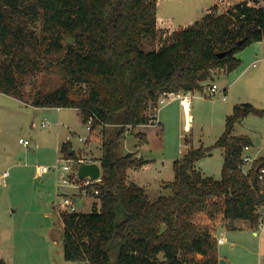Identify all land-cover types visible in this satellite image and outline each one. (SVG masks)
<instances>
[{
	"label": "trees",
	"instance_id": "obj_1",
	"mask_svg": "<svg viewBox=\"0 0 264 264\" xmlns=\"http://www.w3.org/2000/svg\"><path fill=\"white\" fill-rule=\"evenodd\" d=\"M169 33L158 28V0H0V93L36 109H77L83 124L96 115L105 128L121 126L103 143L100 205L89 213L60 214L66 261L220 264L208 220L223 217L230 229L243 220L258 228L264 156L243 174V150L252 142L234 135L248 115H264L251 104L233 109L214 147L224 149L221 179L196 166L214 148L190 146L174 162L170 195L152 201L127 181L129 169L148 163L135 153L119 155L127 128L148 124L162 95L201 92L218 71L237 69L236 55L264 40V6L245 1L226 13L214 6ZM100 126L96 122L92 133ZM137 136L147 142L145 134ZM71 148L67 142L60 151L76 160Z\"/></svg>",
	"mask_w": 264,
	"mask_h": 264
},
{
	"label": "rangeland",
	"instance_id": "obj_2",
	"mask_svg": "<svg viewBox=\"0 0 264 264\" xmlns=\"http://www.w3.org/2000/svg\"><path fill=\"white\" fill-rule=\"evenodd\" d=\"M206 1L159 0V15L163 18L159 22V29L169 27L165 30L169 32L181 29L179 25L185 24L184 17L194 15L195 10L203 11ZM173 20L174 23H171ZM263 47L264 45L258 42L246 47L236 55L241 61L237 69L231 73L215 75L209 83L217 85L220 90L228 87L226 101L221 94L214 98L205 96L196 99L195 97L199 95V92H196L195 100L191 101L193 104L191 108L181 103L180 111V103L175 102L163 111L161 115H165L164 113L177 115V111L172 114L175 108L184 115L183 139L181 135L179 136L175 121L169 128L166 127L165 138L152 137V151L145 153L152 162H157L158 169L165 164L163 167L165 179H174L172 162L175 157L181 158L178 153L181 145L184 152L187 151V147L192 146L187 144L188 139H193V145L198 148L203 145L204 148L215 147L225 132L227 116L233 113L236 106L248 103L264 111ZM35 112L31 106L0 93V175L5 172L9 174L5 184L0 187V261L4 259L8 264H84L69 262L64 258L63 223L60 217V212H64V209H61V204L64 195H69L78 212L88 213L94 204L100 205V201L92 195L78 196V191L74 187L63 185V177L72 180L75 176L72 172L62 170L69 159L57 150V135L61 134L62 144L67 138L70 141L71 150L77 156L76 160L71 159L75 171L80 160L99 159L98 157L103 155V143L108 138L107 134L109 131L121 129V126L116 128L100 126L90 136L75 109L58 112L55 108H50L39 111L38 116H35ZM44 121H48L51 126L43 127ZM142 128L144 127L127 128L120 140L119 155H128L130 151L136 150V143L141 140L137 134L142 133L140 131ZM263 134L264 115L256 114H250L237 123L234 131L235 136H247L255 141L260 150L258 156H264V142L261 141ZM80 137H88L89 140L82 142ZM21 138L29 140L31 145L24 147L19 142ZM163 143L165 149L160 147ZM147 146L139 147L142 153ZM222 153V148H214L211 156L198 161L197 168L208 176L221 179ZM58 163L60 170H52L42 178L37 177L38 166L53 168ZM145 174L147 179L152 177L151 171ZM77 183L79 184L78 181ZM166 193L168 191L162 194ZM155 194L156 189H150V198ZM203 221L204 218L201 222Z\"/></svg>",
	"mask_w": 264,
	"mask_h": 264
},
{
	"label": "crops",
	"instance_id": "obj_3",
	"mask_svg": "<svg viewBox=\"0 0 264 264\" xmlns=\"http://www.w3.org/2000/svg\"><path fill=\"white\" fill-rule=\"evenodd\" d=\"M245 1L251 2V1H255V0H207L206 1V3H207L206 6L204 8H202L203 11L197 12L195 10L194 11V15L184 17V19H185L184 23L185 24L183 26L179 25V27L180 28H186V27L192 25L193 23H195L197 20H199L205 13H207L214 6H217L219 8V13H226L227 10L231 6H234V5L238 4V3L245 2ZM259 1L264 6V0H259ZM160 20H163V18H161L160 15H159V0H158V28H160V26H159ZM171 23H174V20L171 21ZM167 26H169V25H167ZM161 28H164V27H161ZM165 28H167L165 30H168L169 27H165ZM178 29L179 28H177V30ZM175 30L176 29H173L171 32H173ZM258 43L264 45V40L262 42H258ZM262 52L264 54V47H263ZM255 66H256V64H254V67ZM223 73H225V72L224 71H218V73H216V76H219V75H221ZM221 90L226 91V100H227V94L229 92L228 87H224ZM204 97H205L204 95H200L199 94L195 98L196 99H200V98L202 99ZM195 98H194V100H195ZM226 100H224V101H226ZM175 102H179L180 103L179 109L181 108V105L183 103L185 104V106H188L189 108H191L192 105H193V104H190V103H188L186 101H179V100L178 101L174 100V101L164 105L160 109V111L158 113L159 125L155 126V127L142 126L144 128L140 129V131L143 134L146 135L147 142H142L140 140L139 143H136V146H137L136 150L130 151L128 153V154H131L132 152H135V154H136L135 156H136L137 159H142V160H145V161L148 162L143 167L129 169L128 170L127 181L129 183L136 184L140 188H143L149 198H150V196H149L150 189H156V194L153 196V198H150V200H152V201L157 200L161 195H163L162 193H165L166 191H168V193H166L165 195H170L171 194V189L169 188L168 184L174 181L175 174H174V179L173 178H166L165 179L164 175H163V169H164L163 167H164L165 164H163V167H160L158 169L157 162H152L151 159H149L148 157L145 156V153L148 152V151H150V152L152 151V149H151V146H152L151 141L153 140L152 137L160 139V138H162V136H164V138H165L166 129L169 128V126H171V123H174L175 121H176L175 125H178L179 136L181 135V137L183 139L184 134H182V133H184V131H183L182 121L184 120V115H181V113H180L181 109H180V111H178V109H175V108L173 109V113L172 114H175V111H177L176 112L177 115H168L169 113L168 114L164 113L165 115H161L163 113V111L168 109L171 105H173L172 103H175ZM23 104H25V103H23ZM25 105H27V104H25ZM27 106H30V105H27ZM32 108L36 111L34 113L35 116H38L40 114L39 111L50 109V108L36 109L34 107H32ZM55 109L58 112H61V111L64 110V108H60V109L59 108H55ZM75 110L79 114V111L77 109H75ZM50 126H51V124L49 123V127ZM245 137H247V136H245ZM262 138H263V136H262ZM62 139L63 138H62L61 134L58 133L56 145H57V150L59 152H61L60 149H61V146H62ZM67 139L63 142V144L67 143V142H70ZM88 140H87V142H88ZM261 141L264 142V138ZM261 141H259V142H261ZM251 142H252V145H251L252 154L255 157H257V158L262 157V156H258V154H257V153H259L260 150L258 149L259 147L255 144V141L251 140ZM187 144H191L192 147L198 148V147H195L193 145V139H188ZM30 145H31V142H30ZM143 145H146V146L148 145L147 147L144 148V153H142L141 150L139 149V147L143 146ZM186 146H188V145H186ZM160 147H161V149L162 148L165 149L164 143ZM124 150H125V148H124ZM187 150H188V147H187ZM186 152L183 151L182 145H181L180 149L178 151V153L181 156V158L184 156V154ZM223 153H224V149H223ZM123 156H126V155H123ZM101 157H98L99 159H97V160H84V161H85V163H98V164H101V162H100ZM177 160H179V158L175 157L173 162H172L173 163V169H174V162L177 161ZM222 167H223V165H222ZM152 170H154L155 173ZM149 171L152 172V177L150 179H147L146 176H145L146 175L145 173H147ZM206 176H208V175H206ZM92 208H93V206H92ZM61 213L62 212H60V214ZM206 221H207V219L205 221H203V222H206ZM207 222H208V225H210L212 227V229H213V231L215 233V236L217 238V241L219 239L223 240V243L219 244V250H218V252H219V260L220 261L221 260H225L226 263H228V264H264V230H259L258 228L256 230H253V229L250 228L248 222L247 221H243V220L235 221L233 223L234 228L230 229L228 227V224H230V222L228 220H225L223 217H220L216 221H213V222L209 221V220ZM63 230H64V224H63ZM3 261H5V260L3 259Z\"/></svg>",
	"mask_w": 264,
	"mask_h": 264
},
{
	"label": "built area",
	"instance_id": "obj_4",
	"mask_svg": "<svg viewBox=\"0 0 264 264\" xmlns=\"http://www.w3.org/2000/svg\"><path fill=\"white\" fill-rule=\"evenodd\" d=\"M196 92H188V93H184V92H180V93H166L164 95H162L160 97V99L158 100L157 104L155 107H152L150 111H152L150 117L151 120L149 121L148 124L145 125H140V126H149V127H155L159 125V120H158V113L160 111V109L174 101V100H179V101H186L188 103L191 104L192 99H194ZM201 93V95H204L208 98H214L217 95H222L223 99L226 100V91L224 90H220L219 87L215 84L213 85H206L203 88V91L199 92V94ZM99 122L101 124V126L103 125V122L100 121V119L96 116V115H92L88 121L85 123L86 125V129L89 133V135L91 136L92 134V128L93 125ZM43 127H49V123L47 121L42 123ZM130 128H132L130 126ZM263 138H264V134H263ZM89 138L88 137H80V140L82 142H87ZM20 144H22L24 147H29L30 146V141L21 138L19 140ZM139 157V156H138ZM243 163L241 165V169L243 174L248 175L250 169L253 167L255 161L257 160V157H255L252 152H251V146H246L244 147L243 150ZM61 161V160H59ZM85 161L84 160H80L79 163H75L77 166L75 168L74 171V167L72 166V160H67L62 168V170L64 172H72L75 176V179L79 182V184L81 183V185H79L77 183V181L75 179L69 180L67 177H63L62 178V183L63 185H69L74 187L77 191H78V196H98L99 195V183H101L102 181V177L100 180L97 181H92L91 179H85V180H80L77 176V172L78 169L80 167V165L84 164ZM52 170H60V166L59 163L53 167V168H49L48 166H39L37 167L36 170V175L38 178H42L45 175H47L48 173H50ZM9 177V174L7 172L3 173L0 176V187L2 185L5 184L6 179ZM258 179L260 181V183L262 184V187L264 189V166L260 167L258 169ZM61 209H64V212H69V213H74V212H78V209L73 201V199L68 195H64V199L63 202L61 204ZM258 229L259 230H264V211L261 213V218L259 220L258 223ZM223 240L219 239L218 240V244H222Z\"/></svg>",
	"mask_w": 264,
	"mask_h": 264
},
{
	"label": "water",
	"instance_id": "obj_5",
	"mask_svg": "<svg viewBox=\"0 0 264 264\" xmlns=\"http://www.w3.org/2000/svg\"><path fill=\"white\" fill-rule=\"evenodd\" d=\"M77 176L80 180L91 179L92 181L100 180L102 177V165L98 163H84L80 165ZM220 264H228L221 260Z\"/></svg>",
	"mask_w": 264,
	"mask_h": 264
}]
</instances>
